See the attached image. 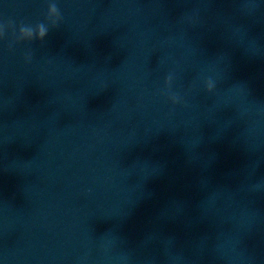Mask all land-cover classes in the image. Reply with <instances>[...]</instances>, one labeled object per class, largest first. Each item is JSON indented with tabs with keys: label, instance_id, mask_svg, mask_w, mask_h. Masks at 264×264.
<instances>
[{
	"label": "water",
	"instance_id": "obj_1",
	"mask_svg": "<svg viewBox=\"0 0 264 264\" xmlns=\"http://www.w3.org/2000/svg\"><path fill=\"white\" fill-rule=\"evenodd\" d=\"M0 264H264V0H0Z\"/></svg>",
	"mask_w": 264,
	"mask_h": 264
},
{
	"label": "clouds",
	"instance_id": "obj_2",
	"mask_svg": "<svg viewBox=\"0 0 264 264\" xmlns=\"http://www.w3.org/2000/svg\"><path fill=\"white\" fill-rule=\"evenodd\" d=\"M53 7H55L56 9H58L57 8V5L54 3V5H53ZM46 33H45V31L42 29L41 30V32L39 33V39H43V37H44V35H45ZM28 58H30V57H28Z\"/></svg>",
	"mask_w": 264,
	"mask_h": 264
}]
</instances>
